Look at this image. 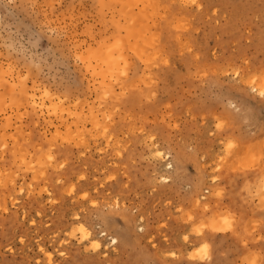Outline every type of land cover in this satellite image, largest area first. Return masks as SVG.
Masks as SVG:
<instances>
[{"label": "rangeland", "instance_id": "rangeland-1", "mask_svg": "<svg viewBox=\"0 0 264 264\" xmlns=\"http://www.w3.org/2000/svg\"><path fill=\"white\" fill-rule=\"evenodd\" d=\"M88 2L95 7L86 17L78 11L79 22L49 10L46 35L67 25L72 39L70 60L60 61L46 51L47 39L40 47L32 45L23 11L0 2V264L46 260L42 248L71 264L162 260L177 236L156 227L157 221L197 193L206 195L213 167L220 163L221 145L213 143L206 132L210 125L197 113L217 101L221 107L228 103V73L241 57L257 65L264 60V0H197L202 10L185 6L186 0ZM126 70L129 75H122ZM234 115L247 142L237 141L226 167L242 178L241 188L251 187L250 196L242 195L249 196L258 215L264 195L258 100ZM117 124L127 129L125 136H139L141 126L155 130V140L139 141L135 162L117 165L97 148H107L104 129ZM67 140L79 142L84 153L74 156L76 166L59 178L75 176L79 183V172L91 176L93 185H104L95 214L88 213L91 243L70 234L82 201L56 204L33 197L30 202L20 194L34 181L53 187L55 164L50 170L47 155L50 149L58 155ZM117 171L127 186L106 179ZM97 242L101 247L92 250ZM61 249L65 257L59 256Z\"/></svg>", "mask_w": 264, "mask_h": 264}, {"label": "snow or ice", "instance_id": "snow-or-ice-1", "mask_svg": "<svg viewBox=\"0 0 264 264\" xmlns=\"http://www.w3.org/2000/svg\"><path fill=\"white\" fill-rule=\"evenodd\" d=\"M0 2L4 7H14L25 13L27 20L25 34H30L29 40L34 47H40L42 41L47 39L46 51L55 54V61H60L64 57L70 60L72 39L67 25L63 31L52 30V36L46 35L49 30L47 25L49 10L52 14L59 12L66 19L71 16L74 22H79L76 15L78 11L86 17L88 9L95 7L90 5L88 0H79L78 3L77 0H53L51 3L47 0H0ZM185 6H191L193 10H202L204 7L203 4H198L197 0H186ZM11 52L12 50L9 49V57ZM162 60L165 64L168 63L163 57ZM125 67L127 69V65ZM122 75H129V71L126 70ZM228 77V87L224 97L228 103L221 107L222 101H217L197 113V116L202 115L205 122L210 125L206 132L213 138V143L218 142L221 145L220 163L213 167L214 175L210 178L211 183L206 185V195L197 193L192 201L182 206H174L173 215L166 220L157 221L156 227L165 232H174L177 239L173 246L165 249L162 253L163 259L156 264H264V195L257 215L256 208L249 200L251 187L245 185L241 188L242 178L232 174L234 169L226 167L237 141L247 142L242 130L238 134V121L234 113L249 105L253 98H256L260 105L261 142L264 143V60L257 65L250 57L243 56L228 73ZM21 78L24 81L28 80L27 75H22ZM257 85L260 87L258 88ZM111 119L109 117L110 121ZM177 119H183V116H178ZM126 132L127 129L122 130L119 124L112 127L111 131L105 127L104 138L108 141L107 148L103 144L97 145L98 150L102 154L107 151L108 156L112 157L117 165L123 163L125 159L136 161V154L141 146L139 141H146L149 137L156 139L154 129H146L142 126L139 127V136H136L135 132H128L125 136ZM114 141L121 143L114 148ZM65 144L67 147H62L58 155L53 149H50L47 155L50 170L55 164V169L50 171L53 187L47 186L43 181L41 184H36L34 181L33 184L27 185V190L22 187L20 194L27 195L30 202L33 201V197L39 202L47 199L49 203L56 204L70 200L75 205L78 200L82 201L79 204L81 215L73 214L74 226L70 234L76 240L91 243L88 213L95 214L100 204V190L104 185L101 183L93 185L91 176L79 172H77L79 183L75 176L71 180L59 178L76 166L73 157L84 153L79 142L67 140ZM73 147L80 151L73 152ZM115 157H119L120 160L116 161ZM252 162L255 164V156L252 157ZM260 162L264 164V154L261 155ZM120 175L121 173L117 171L115 174H108L106 179L125 184L124 180L119 179ZM261 185L264 193V181H261ZM93 187L96 189L95 194ZM37 188H39L38 192ZM243 192H248L249 196L242 195ZM107 206L113 207L111 201H108ZM114 207H119L118 202ZM163 239L167 243L169 237L165 235ZM111 243L115 245L117 241L113 239ZM151 246L157 247L155 243ZM100 247L99 243H92V250ZM40 251L45 252L43 248ZM66 255L63 249L59 251L60 257ZM23 264H71V261H56L52 254L48 253L46 260L33 259L23 261Z\"/></svg>", "mask_w": 264, "mask_h": 264}, {"label": "bare ground", "instance_id": "bare-ground-1", "mask_svg": "<svg viewBox=\"0 0 264 264\" xmlns=\"http://www.w3.org/2000/svg\"><path fill=\"white\" fill-rule=\"evenodd\" d=\"M168 165V164H167ZM169 167H170V165H169ZM170 169V168H169ZM89 239H90V237H89ZM113 239H115V238H110V241L111 240H113ZM96 241V240H95ZM98 243V242H97ZM41 252V251H40ZM39 252V253H40ZM47 254H48V252H44V253H41V255H44L45 256V258H47Z\"/></svg>", "mask_w": 264, "mask_h": 264}]
</instances>
